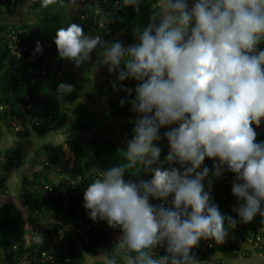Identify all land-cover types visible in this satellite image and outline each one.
<instances>
[{
	"label": "clouds",
	"instance_id": "1",
	"mask_svg": "<svg viewBox=\"0 0 264 264\" xmlns=\"http://www.w3.org/2000/svg\"><path fill=\"white\" fill-rule=\"evenodd\" d=\"M143 2L114 0V7L139 12ZM148 3V23L132 29L134 42L127 46L85 33L76 23L57 28L53 36L59 59L79 67L97 50L93 73L106 66L115 71L116 82H138L134 90L121 89L134 91L127 103L137 114L121 151L123 162L93 169L83 207L93 221L120 230L114 247L98 255L101 264H199L190 250L201 239L222 244L238 222L259 215L264 223V141L255 142L253 127L264 120V47L257 48L264 42V0ZM68 4L79 7L78 0ZM95 12L104 17L97 29L106 31L110 20L98 6ZM40 50L37 42L35 51ZM73 90L59 83L57 99ZM172 125L163 133L169 151L160 160L153 142L161 138L159 129ZM206 157L216 161L213 177L225 170L234 174L231 193L243 201L233 209L239 221L211 203L210 184L209 191L204 186L209 168L201 169ZM140 170L150 178L123 179ZM170 195L167 208L149 203ZM33 239L42 243L39 233ZM157 247L165 255L158 256Z\"/></svg>",
	"mask_w": 264,
	"mask_h": 264
},
{
	"label": "trees",
	"instance_id": "2",
	"mask_svg": "<svg viewBox=\"0 0 264 264\" xmlns=\"http://www.w3.org/2000/svg\"><path fill=\"white\" fill-rule=\"evenodd\" d=\"M89 1V0H87ZM105 4L109 5L110 8H114V0H105ZM148 0H144L143 3L139 6V12L133 10L132 7H121L116 8L118 12V18L115 23V31H122L125 38H132V29L136 26H145L148 23V16L150 15ZM16 9V7H15ZM14 9V10H15ZM48 9V8H47ZM54 7H50L48 11L43 10L40 15L39 21L33 25L36 27V38L33 46L28 51L27 55L31 56L33 54H39L45 50H50L52 62H56L55 65L50 64V70L48 74V81L43 85L38 86L37 84H31V77H36L39 75L37 63L38 56L35 59L28 60L25 66L19 67V64L8 55L6 45L0 41V137L2 135V128L12 130V123L14 121L13 117L15 116L18 120L23 121L26 129L21 135L27 134V128H33L37 131H45V129H40L32 126V114L36 113H47L48 110L53 112V121L55 122V127L59 122V119H64L65 124L68 125L75 133L84 134L87 137L80 141L68 142L70 148L74 155L72 171L79 176L88 184L90 182L91 176L94 174V168L104 169L112 164L123 162L122 148L126 146V142L121 143L120 136L118 138H113L107 134L97 133L98 127L103 123V116H98L86 107V96L85 93L92 96L95 93L96 97L113 95L110 97L108 113L111 117L120 115V101L122 95L119 94L117 88H103L104 80L107 76V68L105 69V76L100 84H96L91 80L90 74L88 73L85 63L77 68L84 70V79L86 81L85 87H75L76 78L74 76L73 68H76L71 62L66 60H61L58 58L57 49L53 43V36L57 28L65 27V23L59 14L53 10ZM11 10L9 12H13ZM53 13H51V11ZM9 12H4L0 14H7ZM81 14H90L89 8L85 7ZM78 20L92 29L93 32L97 31L95 27L91 24L92 22H87L80 19V14L78 15ZM29 23H24L23 25H28ZM5 26H0V29ZM15 27V26H8ZM125 27H129V30H124ZM130 35V36H128ZM132 36V37H131ZM107 39V38H106ZM109 39V38H108ZM127 39L122 40L125 46L127 45ZM39 42L41 50L39 52L35 51L36 43ZM113 42V41H112ZM115 42V41H114ZM30 58V57H29ZM64 63L65 70L63 72L64 77L61 78L58 75L59 65ZM31 66L32 70L30 73L26 71L27 66ZM72 84L74 90L63 97V102L60 100V105L63 106L64 102H68V112L61 115L59 113V103L55 102L56 89L59 83ZM94 93L92 91V88ZM29 90L30 94V103L32 105L31 110H26L28 102L25 100L24 92ZM95 97V96H94ZM124 104H127L126 102ZM82 113V114H80ZM117 113V114H116ZM63 116V118H62ZM121 116V115H120ZM124 123H122L123 126ZM121 126V128H122ZM176 126V125H175ZM54 127V128H55ZM119 129V134L121 132ZM163 129L158 133L161 137ZM15 133V132H14ZM18 134V133H16ZM80 142V143H78ZM47 148H42L40 154L46 151ZM2 151H0L1 154ZM164 157L165 155H160ZM19 160L18 150H12L9 153H4L0 157V194L4 193L7 189V178L9 175V169L17 165ZM52 162H57L59 160L58 156L52 152V156L49 158ZM206 163L212 167L213 163L208 162L207 158L204 159ZM132 171V170H130ZM133 172H127L124 174L123 179L126 181L127 178ZM43 176L39 173H33L31 179L29 177L23 178L24 184H32L37 179V177ZM212 171L209 172L208 177H206L204 182L205 190L209 191L210 184V197L211 203H214L218 206V209L221 214L228 212V208L231 207L232 215H236V212L233 210L234 207L238 206V203L241 202H232L229 199L228 193H225L223 186L217 182H213ZM45 180L53 186L52 181L45 176ZM23 187L22 196L25 198V204H22V209L17 210L7 205L0 207V250L2 252L3 259L1 263L15 264L24 256L25 245L27 243L26 236V225L28 222V215H30L34 210H37L43 217L52 212L54 205L52 201H46L42 198L41 194L37 192H30L29 189ZM218 186H221L224 191V194H217L220 192ZM215 188L217 190H215ZM217 192V193H216ZM60 198L56 200V203ZM243 202V201H242ZM58 204V203H57ZM100 222H105L101 221ZM254 226H251L253 230L260 229L258 231L262 232L264 236V223L261 222V217L259 215L255 216L251 221ZM248 222L240 231L237 232L236 229H230L228 236L225 238V241L222 244H215L213 241V249L209 251V254L212 257H218L223 255L226 258H231L235 261L240 254H243L244 251H253L247 240H245L242 235L250 233L247 227H249ZM114 229L111 228L109 234L103 235L99 239L100 246H104L107 251H110L114 244H109V237L113 234ZM254 232V231H253ZM109 244V245H108ZM94 246H91V249H94ZM99 246V247H100ZM67 249L66 255L70 256L72 259L71 264H83L85 259V250H82L78 244L75 243V240L70 238V242H65L62 245V248ZM264 247V244H263ZM264 249V248H263ZM258 253V252H257ZM221 257V256H220ZM205 259V258H204ZM221 259V258H219ZM223 261V260H221ZM232 261V262H233ZM220 262L219 264H226ZM229 263V262H227ZM91 264V263H88ZM94 264H99L95 262ZM199 264H205V262H200ZM233 264V263H232Z\"/></svg>",
	"mask_w": 264,
	"mask_h": 264
},
{
	"label": "built area",
	"instance_id": "3",
	"mask_svg": "<svg viewBox=\"0 0 264 264\" xmlns=\"http://www.w3.org/2000/svg\"><path fill=\"white\" fill-rule=\"evenodd\" d=\"M94 6H98L102 13L110 20V23L106 25V31H101L97 29V25L104 20L103 15H97L95 8L90 14H80V19L87 22H92L91 24L97 30V33L101 36V39L104 41H122L127 38L120 32L115 31V23L118 18V12L115 9H109L106 4L102 3L100 0H91ZM18 0H0V13L9 12L14 10L17 6ZM36 38V27L29 23L28 25H17L15 27H4L0 29V41L6 45L8 55L10 58H13L18 64L19 67L25 66L28 60H31L30 55L27 53L30 48L33 46ZM107 38V39H106ZM109 38V39H108ZM134 42V37L127 39V45ZM126 45V46H127ZM264 47V42H261L257 46L259 48ZM50 64L55 65L56 62H52L50 50H45L38 55L37 68L39 75L36 77H31V84H37L38 86L43 85L48 81V74L50 70ZM64 63H60L58 75L63 78ZM32 70L31 66H27L26 71L30 73ZM108 71V70H107ZM113 83H117V89L119 94L122 95V99L131 100L135 95L134 91L131 94L126 93V91L121 89H135L137 81L125 79L121 82H116V73L107 72L106 79L103 83V88L109 89L113 88ZM25 100L28 102L26 110H31L32 105L30 103V94L29 90L26 89L24 92ZM131 105L129 103L120 105L121 118L126 120L123 124L120 132V141L124 143L131 139L133 122L127 121L129 118L137 117V114L132 112ZM53 112L48 110L47 113H36L32 114V126L40 129H53L55 127V122L53 121ZM14 121L12 123V130L15 133L22 134L26 127L23 124V121L18 120L15 116L13 117ZM254 127L256 132V141H264V120H262L259 127ZM159 129V132L163 129ZM4 155L1 152L0 157ZM52 156V151L46 150L41 153L42 164L46 168H50L53 171L61 170V163L58 160L57 162H52L49 158ZM165 157V156H164ZM164 157H159L160 160H163ZM207 158V157H206ZM208 162L214 163L215 159L207 158ZM73 165V164H69ZM176 166V165H173ZM213 166V165H212ZM73 166H69V169H72ZM155 167V165H153ZM168 167V165H164ZM182 170V169H181ZM73 172V171H72ZM150 173H143L140 177L141 181L148 180L150 178ZM31 179V178H30ZM213 180L217 183L219 182L225 189V193H228L229 199L232 202L237 203L238 201L231 193V186L234 181V174L229 171H223L222 174ZM77 182V183H76ZM25 187L29 189L30 192H37L41 194L42 198L46 201H52V212L46 216H42L37 210H34L30 215H28V243L26 252L23 258L15 264H71L72 259L70 256L66 255L67 249L62 245L65 242H70V238L75 240V243L79 245L82 250H85L83 253L85 255L91 256L93 252L99 248V239L103 235L109 234L111 228L107 225L106 222H100L99 219L93 221L89 218L88 210L83 207V191L87 187L86 182L78 174L73 172L72 177L68 179V182L62 187L52 186L46 180L44 176H39L32 184H26ZM61 191L65 192L66 197L63 205L56 203V200L61 196ZM171 197V195H170ZM171 198L166 200L160 199H149V203L155 206L169 207ZM22 202L25 204V198H22ZM242 203V201H239ZM264 203V202H262ZM56 204V205H55ZM228 212L222 214L230 216L233 219L239 221L237 215H232V208H228ZM262 219V218H261ZM247 223L238 222L234 229L241 232L242 228ZM264 227V226H263ZM248 230H253L248 228ZM260 230V229H258ZM258 230L250 231V233L243 234L242 237L247 240L250 248L253 251L261 252L264 254V236L262 232ZM39 233L42 237V243L37 245L33 237ZM94 246V249H91V246ZM213 249V243L211 240L201 239L198 242L197 246H194L190 250V255H193V258L200 262H205V264H219L221 259L217 257H212L209 254V251ZM155 253L158 256L165 255L164 247H157L154 249ZM205 258V259H204Z\"/></svg>",
	"mask_w": 264,
	"mask_h": 264
},
{
	"label": "crops",
	"instance_id": "4",
	"mask_svg": "<svg viewBox=\"0 0 264 264\" xmlns=\"http://www.w3.org/2000/svg\"><path fill=\"white\" fill-rule=\"evenodd\" d=\"M100 1L104 4L106 3L105 0H100ZM78 3H79V7L77 8V7L70 6L68 4V0H56V2L54 3H47V4H45V0H35V2L34 0H18L16 9L13 12H9L7 14H0V26H5V27L17 26V25H21L24 23L34 24L39 21L40 15H42L41 13L43 12V10L48 11L50 7L52 8L54 5H56V12L59 14V16L62 17L65 23V26L68 23H76L82 27L85 33L91 32L93 34H96L97 31H95L94 33L92 29H88V27L83 25L78 20V15L83 12V9L85 7L89 8L90 13L93 12L95 8L93 2H91V0L89 1L78 0ZM146 5L149 7V3ZM106 6L109 7V5H106ZM109 9H113V8L109 7ZM149 10H150V7H149ZM51 13L53 12L51 11ZM129 29H130L129 27L124 28V30H129ZM118 32L123 33L122 31H118ZM96 52L97 50H94L90 54L91 57L93 56V59L92 60L90 59L89 62L88 61L85 62V66L86 67L89 66L91 68L90 69L92 72L90 75L91 80L95 82L96 84H100V82H102L104 79L105 69L107 67L98 66V69L93 73L92 65L96 61ZM38 55L39 54H33L30 56V58L35 59ZM79 69L83 71V77H84V70L81 68H77V67L73 68L74 76H75V72ZM98 71H100L102 75H101V78L99 77L100 79H97L95 81L93 79V74H96ZM78 86H81V87L86 86V81L84 78H83V83L79 80L77 81L76 79L75 87H78ZM85 96H86V99H85L86 107L89 109V111L94 112L99 117L103 116V123L102 125L98 127V130L103 129L107 135L113 138H118V135L120 136L119 129L121 128L122 123H125L126 120H123L121 116L118 115L117 113H116L117 116L115 117L114 116L111 117L109 115L108 113L109 101L111 99L110 97H112L113 95L101 96V97H96V98L93 95L95 102H93L92 96L88 95L87 93H85ZM88 97L90 98V102H92L98 110L91 108ZM56 101L57 103H59V110H58L59 113L64 116V114L68 112V108H67L68 102H64L62 106L60 105V102H61L60 100L55 98V102ZM135 119H136V116L134 118H129L127 121L134 122ZM106 122H108L109 124H108V127L104 128V124ZM171 127H175V125L164 127L160 140L153 142L155 143L156 146H158L161 149L160 155H166L167 152L169 151L168 143H167L166 138L163 136V133L166 131H169ZM27 130H28L27 134L21 135V134L14 133L10 129L2 128V135L0 137V151H2L3 153H9L14 149L18 150L19 160H18L17 165L9 169V175L7 178V189L4 193L0 194V207L3 205H7L12 208H16L17 210L22 209V204H24L22 202V198H23L22 190L25 185L23 182V178H26V177L31 178V175L35 172L39 173V175H43L44 177L47 176L52 181L53 186H58V187L60 186L62 188H64V186L68 182V179L72 177L73 175L72 169H69V166L71 167L73 165H69V164H73L74 155H73V152L68 142H75V138H76V141L82 142V140L77 139V136H80V134L75 133V131L69 128L68 125L65 124L64 119H59L58 124L53 129H49V130H45L41 132L37 131L36 129L34 130L33 128H27ZM84 136L85 138L87 137L86 135ZM125 147L126 146H123L121 148L124 149ZM42 148H47V150L52 151L54 154L58 156L59 161L61 163L60 171L58 172L53 171L50 168H46L42 164V157L41 155H39L40 150ZM205 166L209 168V172L212 171L213 166L210 167L209 164L206 163V161H203L201 165V169ZM143 173L144 172L142 170L135 171L130 175L129 178L126 179V181L139 182L141 181L140 177ZM213 182L216 184L214 180ZM216 187H217V184H216ZM221 188H222L221 186H218V189L220 190V192L219 193L216 192V193L223 195L224 191ZM215 190L217 189L215 188ZM61 192H62L61 196L58 197L60 198L58 201L60 206L63 205V202L65 201V197H66L65 192L63 191ZM169 198L171 197L169 196ZM251 226H254V223L252 224L251 222L249 224V227L247 228H250ZM28 231H29V225L27 222L26 233H25L27 238H29ZM119 235H120V230L118 228L114 229L113 234H111L109 237V244H115ZM27 243H28V240H27ZM27 243L24 247L25 252L27 248ZM106 251L107 249H105V247L101 245L98 249H96L93 252L91 256L89 255L85 256L83 264H88V263L94 264L95 262L101 264V260L99 259L98 255ZM217 258H221V260L225 261L226 264H232V263L233 264H264V254H261V252L257 253L256 251H248V252L244 251V253L240 254V256H238L237 259H235V261L231 260V258H226L223 255H219ZM2 259H3V256L0 250V264H2L1 263ZM3 264H7V263H3Z\"/></svg>",
	"mask_w": 264,
	"mask_h": 264
},
{
	"label": "rangeland",
	"instance_id": "5",
	"mask_svg": "<svg viewBox=\"0 0 264 264\" xmlns=\"http://www.w3.org/2000/svg\"><path fill=\"white\" fill-rule=\"evenodd\" d=\"M43 7V6H42ZM54 7V11H56V5H54L53 6ZM90 59L92 60L93 59V56L91 57L90 56ZM95 59V58H94ZM89 62V61H88ZM91 68L89 67V66H87V70H88V73L91 75V70H90ZM101 75H102V73L100 72V71H98L96 74H93V79L96 81L97 79H100L101 78ZM75 77H76V79H77V81L79 80V81H81L82 83H83V71H81L80 69L79 70H77L76 72H75ZM100 77V78H99ZM89 98V97H88ZM89 102H90V98H89ZM90 106H91V108H93V109H95V110H98L96 107H95V105L92 103V102H90ZM100 112V111H99ZM108 122H106L105 124H104V128L105 127H108ZM97 133H101V134H106L105 133V131L103 130V129H101V130H97ZM82 135V136H81ZM85 138V136H84V134H80V136H77V139H79V140H83ZM75 141H76V138H75ZM155 144V143H154Z\"/></svg>",
	"mask_w": 264,
	"mask_h": 264
},
{
	"label": "water",
	"instance_id": "6",
	"mask_svg": "<svg viewBox=\"0 0 264 264\" xmlns=\"http://www.w3.org/2000/svg\"><path fill=\"white\" fill-rule=\"evenodd\" d=\"M92 88V87H91ZM92 91H93V93H94V90H93V88H92ZM94 96H95V98H96V95H95V93H94Z\"/></svg>",
	"mask_w": 264,
	"mask_h": 264
}]
</instances>
